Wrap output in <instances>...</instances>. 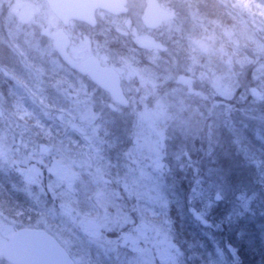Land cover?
Segmentation results:
<instances>
[{"label": "rangeland", "instance_id": "rangeland-1", "mask_svg": "<svg viewBox=\"0 0 264 264\" xmlns=\"http://www.w3.org/2000/svg\"><path fill=\"white\" fill-rule=\"evenodd\" d=\"M171 2L179 4L185 24L192 14L200 15L195 4L201 2L192 1V8L184 0ZM19 3L0 0V42L15 45L32 73H21L16 85L25 98L14 108L15 120L23 125L15 145L0 127V163L8 168L11 185L32 199L39 219L20 223L0 212V264H6L3 253L16 230L36 226L50 229L75 264H236V239L252 245L258 255L264 252V171L246 163L238 145L246 134L264 146V67L246 64L234 98L213 107L192 97L184 84H175L179 76L191 77L195 90L208 91L188 71L182 47L166 33L159 31L163 43H157L146 30L119 35L113 29L110 37L117 42L102 47L107 56L102 62L119 69L129 92L134 82L139 87L130 93L139 94L135 105L124 110L58 67L63 65L49 38L29 34L28 13ZM253 3L256 14H264V0ZM95 33L87 35L105 45V37ZM142 40L156 41V48L142 47ZM23 44L35 53L33 58L44 60V67L54 64L65 76L47 81L43 69L28 63ZM48 121L65 129L64 144L31 141L35 131L50 133L43 124ZM199 145L207 150L202 159L196 157ZM188 207L206 221L221 215V226L205 228ZM222 229L220 242L215 235Z\"/></svg>", "mask_w": 264, "mask_h": 264}, {"label": "clouds", "instance_id": "clouds-1", "mask_svg": "<svg viewBox=\"0 0 264 264\" xmlns=\"http://www.w3.org/2000/svg\"><path fill=\"white\" fill-rule=\"evenodd\" d=\"M214 3L216 11L212 15L194 13L187 24L171 0H20L19 7L28 13L25 22L30 35L39 32L47 36L51 50L60 52L70 64L94 61L93 67L101 72L105 71L102 61L107 60L102 47L117 42V37H110L113 29L119 35L162 29L161 35L166 33L170 41L182 47L192 77L207 86L208 91L199 95L213 107H220L234 98L240 69L249 63L264 67V14H256L253 0ZM154 10H167L169 15L157 20L151 15ZM77 22L104 36L105 45L86 35ZM119 58L127 63L124 55ZM193 82L191 77L186 81L189 86Z\"/></svg>", "mask_w": 264, "mask_h": 264}, {"label": "trees", "instance_id": "trees-1", "mask_svg": "<svg viewBox=\"0 0 264 264\" xmlns=\"http://www.w3.org/2000/svg\"><path fill=\"white\" fill-rule=\"evenodd\" d=\"M195 1L201 2L200 3L201 5L199 7L200 15H212L216 11V5L214 3V0H195ZM258 1L260 2V0ZM212 4L214 5L213 7ZM211 9L214 10L211 11ZM0 27H2V25H0ZM0 35H4L3 31L0 32ZM23 46L25 45L23 44ZM25 48L27 47L25 46ZM19 49H20L19 51H22L23 47L21 46ZM17 50H18L17 47L15 45L13 46V44L9 42L7 43L4 42L3 44L2 42H0V68H1L0 69V122H1L0 127L4 125V127L7 130L9 139L13 138V140H15L14 145L18 140V135L16 134L22 129L23 126L21 122L15 120L17 118H15L14 115L15 113L14 108L19 106L22 100L25 98V95L19 93V90L18 88H16V85H17V81L20 82L19 78L21 76V73H26V74L32 73L30 70H28L23 66L22 60L20 59L21 57L19 56L20 54L19 55L17 54ZM27 51L30 57V59H28V63L32 66L43 69L48 74L47 81L52 80L53 79L52 77L61 78L58 67L59 68L62 67L61 69L68 71L69 74L71 73L70 70L65 66L58 65V67H56L54 64H52L51 67L49 66L48 68L44 67L43 63L45 62L43 59L41 58L36 59L35 57L33 58V55L35 53L31 49L28 50V48ZM5 74H9L12 77L5 76ZM15 76L17 80L15 79ZM71 79L73 78L71 77ZM47 91H46L47 94L50 93L53 94L51 89L50 90L47 89ZM58 97L60 98V96ZM43 104L47 105L48 102H46L45 100ZM59 104H61L60 101ZM231 104L232 102L229 103V105ZM231 109H234V107H231ZM227 112H232V111L228 109ZM24 119L28 121L27 118ZM11 120L13 123L10 122ZM13 120H15L16 123L19 124L15 126L16 123ZM35 122H36L35 120L32 122L30 121L31 124ZM10 123L12 124L11 126L8 125ZM43 124H44V128H48L50 130V133L48 132L42 133L41 131L39 132V130L35 131L36 135L31 137L32 142L41 143L42 145L45 146L55 145L59 141H61L62 144H64L65 141L64 139L66 136L64 128H62L61 126H57L56 129V127H54V124L50 123L49 121ZM199 142L200 140H198V144ZM257 142L258 140H255V137L242 134L238 143L239 152L244 158L246 163L259 165L258 168L259 171L263 172L264 151L261 150ZM197 152L198 154L196 155V157H199L201 159L205 157L206 154L205 148L202 149L201 146L199 145V149L197 150ZM7 170L8 168L6 167V165L0 163V212H4L11 219L16 220V222L27 223L28 221H31L30 223H33L35 220H38L39 218L37 211L35 210V207L32 204V199L24 191H21V189H18L16 186L11 185V181H10L11 178L9 177ZM249 170L252 171L253 169L250 167ZM253 174L254 172L251 173L250 176H253ZM219 217L222 216L220 215ZM219 217H216L215 220L212 219H210L211 221L209 220L211 227L214 225L213 226L214 229L221 226L217 222V219ZM243 218H246V216H243ZM244 228L250 229V226L246 225L244 226ZM221 232L223 233L224 229H222L220 232L217 231V234L215 235L217 240L220 242L221 239H223L221 236L222 235ZM181 233H183L182 230L180 231V235H182ZM182 237L188 239L187 235L185 237V235L183 234ZM222 244L224 246L226 242H222ZM235 245H236V249H235L236 254L233 255L235 258L238 257L239 260L238 262L236 259V264H264V252H259V255L256 254V252H254L253 250L254 248L252 247V245L251 246L248 245L244 240L236 239Z\"/></svg>", "mask_w": 264, "mask_h": 264}, {"label": "water", "instance_id": "water-1", "mask_svg": "<svg viewBox=\"0 0 264 264\" xmlns=\"http://www.w3.org/2000/svg\"><path fill=\"white\" fill-rule=\"evenodd\" d=\"M157 20L165 18L169 13L164 10H154L151 13ZM155 30L157 28H149ZM60 59L73 71L87 76L103 91L111 95L113 101L120 106H127L128 101L121 88L119 75L111 68L97 71L93 67L94 61L87 65H73L56 51ZM258 95L256 90H251ZM127 101V104L123 103ZM193 218L208 226V222L198 213L190 211ZM4 260L9 264H74L65 249L50 235L40 230H20L12 238L4 252Z\"/></svg>", "mask_w": 264, "mask_h": 264}, {"label": "flooded vegetation", "instance_id": "flooded-vegetation-1", "mask_svg": "<svg viewBox=\"0 0 264 264\" xmlns=\"http://www.w3.org/2000/svg\"><path fill=\"white\" fill-rule=\"evenodd\" d=\"M185 2H186V5L188 6V7H193V2L192 1H194L195 2V0H184ZM196 3V2H195ZM175 5L177 6L176 8V10L179 12V10L178 9H180L179 8V4H177V2H175ZM195 6H196V10L197 11H199V6H197L196 4H195ZM164 11H167V10H164ZM168 12V11H167ZM180 13V12H179ZM197 13H199V12H197ZM78 23V27H80V28H82L83 30H84V32H85V34L87 35L88 33H90V32H92V28H90L88 25H83V24H80L79 22H77ZM162 29H155V30H152V29H146V31H148L149 33H151V34H153V35H151L152 37H153V40H156L157 41V43L159 42V43H163V42H160V40H159V38H157V34L159 33V31H161ZM91 36V35H90ZM156 41H155V43H156ZM155 43H153L152 44V42H148V41H146V40H142V42H141V44H142V47H144V48H146V49H155L156 48V44ZM167 43V42H166ZM54 53H55V51H54ZM55 55H56V57L58 58V56H57V54L55 53ZM58 60L61 62V60L58 58ZM62 63V62H61ZM103 64H104V68H111V69H113L118 75H119V77H120V81H121V88H122V90H123V93H124V96H125V98L127 99V101H128V105L126 106V107H122V106H120V105H118V104H115L114 103V101H113V99H112V97H111V95H109L107 92H105V91H103L102 89H100L97 85H95L92 81H91V79L89 78V77H85V76H81V75H79V74H77V73H75V72H71L70 74H72L73 76H75L76 78H78V79H80V80H83V81H87L88 83H89V86H90V88L89 89H92V90H94L96 93H100V94H104L105 96H107L108 98H110L111 99V101L114 103V106H118V107H121L122 109H124V110H129V108H133V106L135 105V103H134V97H136V96H138L139 94H134V95H131L130 93H132V91L133 92H136L135 90H137L139 87L136 85V82H134V86L136 87V88H134L131 92H129V90L128 89H126V84H125V77L123 76V75H121V73L118 71L119 69H117L115 66H111V65H108L107 63H105V62H102ZM63 64V63H62ZM64 65V64H63ZM61 77H64V75H60ZM188 79L187 78H185V77H183V76H179L178 78H177V82L175 83V84H178V85H185L186 87H187V90L189 91V87H191V92H190V95L192 96V97H196V98H200V99H202V100H204L203 99V97L201 96V95H199V92L197 91V90H195V88H194V85H193V83L189 86L187 83H186V81H187ZM94 88V89H93ZM205 102H208V101H206L205 100ZM260 143H262V142H260V141H258L257 142V144L260 146V148H261V150H263L264 151V146H263V144H260ZM207 151V150H206ZM206 153V152H205ZM190 207H188V213L189 214H191L190 213ZM197 223H200L201 224V222H197ZM202 225V224H201ZM203 226V225H202ZM25 229H29V230H40V231H44L45 233H47L48 235H50L51 237H53L61 246H62V244L59 242V240L56 238V236H55V234L53 233V232H51V230L50 229H48L47 227H43V226H36V227H27V228H23V227H21V228H18L17 230H16V232L14 233V235L17 233V232H19L20 230H25ZM13 235V236H14ZM13 238V237H12ZM11 238V239H12ZM10 239V240H11ZM7 246V245H6ZM63 247V246H62ZM6 248V247H5ZM5 251V250H4ZM68 252V251H67ZM68 254H69V256L71 257V254L68 252ZM71 259H72V257H71ZM3 260H4V253H3ZM73 260V259H72ZM74 261V260H73ZM4 262L6 263V264H9V263H7L5 260H4Z\"/></svg>", "mask_w": 264, "mask_h": 264}]
</instances>
